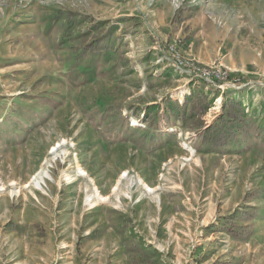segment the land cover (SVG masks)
<instances>
[{"label":"rangeland","instance_id":"rangeland-1","mask_svg":"<svg viewBox=\"0 0 264 264\" xmlns=\"http://www.w3.org/2000/svg\"><path fill=\"white\" fill-rule=\"evenodd\" d=\"M0 264H264V0H0Z\"/></svg>","mask_w":264,"mask_h":264},{"label":"trees","instance_id":"trees-1","mask_svg":"<svg viewBox=\"0 0 264 264\" xmlns=\"http://www.w3.org/2000/svg\"><path fill=\"white\" fill-rule=\"evenodd\" d=\"M99 44L100 43H96L92 48L96 49L99 46ZM232 102L235 107L237 105L241 106L240 102L239 103L237 101H232ZM182 111H184V109ZM241 116L242 114L233 115V113L230 112L229 117H227L228 119H225V122H227V125L216 127L214 128V130H210L211 127L208 128L206 133L204 134L205 140L211 143L213 146H220V145L225 144L228 141V137L233 136L236 138L241 133L240 132L241 127L236 125V122L240 120L238 118Z\"/></svg>","mask_w":264,"mask_h":264},{"label":"bare ground","instance_id":"bare-ground-1","mask_svg":"<svg viewBox=\"0 0 264 264\" xmlns=\"http://www.w3.org/2000/svg\"><path fill=\"white\" fill-rule=\"evenodd\" d=\"M49 177H52V175H50L48 171L42 170L34 179H37V185L41 186V184L43 182H46V179H48Z\"/></svg>","mask_w":264,"mask_h":264},{"label":"built area","instance_id":"built-area-1","mask_svg":"<svg viewBox=\"0 0 264 264\" xmlns=\"http://www.w3.org/2000/svg\"><path fill=\"white\" fill-rule=\"evenodd\" d=\"M178 65L181 67V66H183V65H184V62H183V61H181V60H179V61H178Z\"/></svg>","mask_w":264,"mask_h":264}]
</instances>
